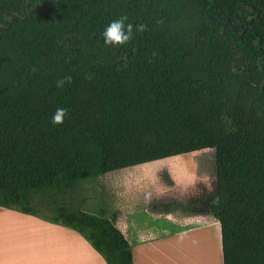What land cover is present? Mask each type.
I'll return each mask as SVG.
<instances>
[{"label":"trees","instance_id":"trees-1","mask_svg":"<svg viewBox=\"0 0 264 264\" xmlns=\"http://www.w3.org/2000/svg\"><path fill=\"white\" fill-rule=\"evenodd\" d=\"M120 20L129 39L105 43ZM205 149L223 264H264V0H0L1 208L133 264L113 219L64 195Z\"/></svg>","mask_w":264,"mask_h":264},{"label":"rangeland","instance_id":"rangeland-1","mask_svg":"<svg viewBox=\"0 0 264 264\" xmlns=\"http://www.w3.org/2000/svg\"><path fill=\"white\" fill-rule=\"evenodd\" d=\"M174 158V157H173ZM173 158L163 159L156 162H152L150 165H168L173 162ZM177 160H186L190 162L188 168L183 167H164L159 169L158 172L152 174H142L141 171H131L134 167L128 169L112 171L105 175H99L97 177L82 179L77 181L74 188L64 195V200L67 203L81 207L84 211L93 213L99 209H103L109 217H114L125 224L128 199L131 196V204L144 202V198L150 200L160 196H187L196 195L200 197H213V200L209 201L212 205L217 200V188H216V153L214 149H205L194 153L181 155L176 157ZM167 160V161H166ZM166 161V162H165ZM165 162V163H164ZM141 167V166H136ZM174 170L171 172V170ZM187 170H190L188 177L192 179L191 193L187 188V185L181 183L169 184L165 181L164 176L167 174L170 176L182 178L186 174ZM166 171V172H165ZM170 172V173H169ZM142 178L141 184L144 181L154 182L151 184L152 189L145 190L146 184L140 189L138 188V180ZM186 186V187H183ZM182 188V189H181ZM192 195V196H193ZM151 197V198H150ZM41 204H45L44 200H37ZM208 204V205H209ZM209 206H200L195 213H206L209 215ZM41 215L48 217V213L45 208L41 210ZM179 217V218H178ZM184 215L177 216L176 220L169 219L166 216H149L138 215L140 223H143L149 228L148 235L152 242L146 243L145 247H135L137 253H142L143 249L148 251V254L153 256V262L161 264H202V259H205L203 251L205 245H211L213 251L208 253L207 261L209 263L215 262L214 249L217 250V246L211 240V234L207 228L206 222L201 220V217L196 216L193 220H187L186 223L182 222ZM200 218V219H199ZM188 232V233H187ZM196 241V248L194 254L191 252V242ZM209 243V244H208ZM144 245V244H142ZM210 246V248H211ZM134 246H131V249ZM209 251V247H206ZM142 262L145 258L140 256ZM193 257V258H191ZM192 260V263H191ZM152 264V263H151Z\"/></svg>","mask_w":264,"mask_h":264},{"label":"crops","instance_id":"crops-1","mask_svg":"<svg viewBox=\"0 0 264 264\" xmlns=\"http://www.w3.org/2000/svg\"><path fill=\"white\" fill-rule=\"evenodd\" d=\"M176 157H170L174 160H171L173 162H170L171 164L168 165L160 164L158 166H151L150 164L152 162H149L150 164L145 163L136 165L141 167L132 166L134 169L131 171H141L144 175L156 173L159 169H163L164 167L188 168L190 166V162L186 160H177L178 158ZM172 171L174 170H171V172ZM190 173L192 174L190 170H187L182 178H178L171 175L169 176L166 172L164 179L169 184L181 183L187 185V187H189L187 189L189 193H191L190 185L193 182L192 179L188 177ZM142 178L143 177L136 182L139 183L138 188L140 189L146 184L145 190H151V184L154 182L143 180V184H141ZM192 195L153 196V198L150 197V200H147V197L144 198V202H137L135 204H131V196H129L125 224H123L119 218L115 219L107 215L109 218L113 219L115 226L123 233L130 246H134L131 249L133 264H161L153 262V256L148 254L146 249H143L142 253H137L136 249H134L135 247H145L146 243L152 242L150 234H147L149 228L139 222L140 219L138 215L141 214L149 216L163 215L172 220H176L177 216L184 215V217L180 219H183L182 222L186 223L185 226L189 225L187 220H193L196 216L201 217V220L203 219L202 221L207 224L212 242L218 247L217 250L214 249V252L216 251L215 262L209 263L207 261V256L213 249L209 243V245H205V248H203L204 251L202 252L205 259L201 260L202 264H223L219 223L214 218L207 216L206 213H195L200 206L202 207L205 205L210 207L209 201L213 200V197H200L199 194L198 196ZM194 240L195 239L191 242V252L189 254H194V249L197 246ZM206 247H209L211 250L208 251ZM140 256L145 258L144 262L140 260ZM0 264H105V262L78 233L62 226L51 224L40 218L23 214L16 209L0 207Z\"/></svg>","mask_w":264,"mask_h":264},{"label":"clouds","instance_id":"clouds-1","mask_svg":"<svg viewBox=\"0 0 264 264\" xmlns=\"http://www.w3.org/2000/svg\"><path fill=\"white\" fill-rule=\"evenodd\" d=\"M130 27V26H129ZM124 25L123 21H115L110 24L103 33L105 37V43H111V44H116V43H124L129 39L130 32L125 33L123 31ZM62 116V110L58 111L57 115L55 116L53 123H57L61 120Z\"/></svg>","mask_w":264,"mask_h":264},{"label":"flooded vegetation","instance_id":"flooded-vegetation-1","mask_svg":"<svg viewBox=\"0 0 264 264\" xmlns=\"http://www.w3.org/2000/svg\"><path fill=\"white\" fill-rule=\"evenodd\" d=\"M36 7H38V5H36Z\"/></svg>","mask_w":264,"mask_h":264},{"label":"water","instance_id":"water-1","mask_svg":"<svg viewBox=\"0 0 264 264\" xmlns=\"http://www.w3.org/2000/svg\"><path fill=\"white\" fill-rule=\"evenodd\" d=\"M214 3H215V1H214ZM253 8V7H252Z\"/></svg>","mask_w":264,"mask_h":264}]
</instances>
